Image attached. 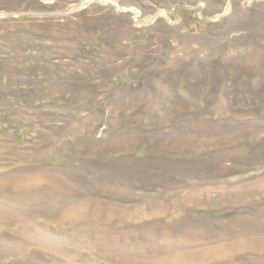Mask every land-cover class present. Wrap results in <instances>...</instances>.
<instances>
[{
  "label": "rangeland",
  "instance_id": "rangeland-1",
  "mask_svg": "<svg viewBox=\"0 0 264 264\" xmlns=\"http://www.w3.org/2000/svg\"><path fill=\"white\" fill-rule=\"evenodd\" d=\"M0 264H264V0H0Z\"/></svg>",
  "mask_w": 264,
  "mask_h": 264
}]
</instances>
